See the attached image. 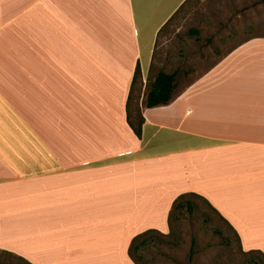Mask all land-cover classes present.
Returning a JSON list of instances; mask_svg holds the SVG:
<instances>
[{
	"label": "crops",
	"instance_id": "1",
	"mask_svg": "<svg viewBox=\"0 0 264 264\" xmlns=\"http://www.w3.org/2000/svg\"><path fill=\"white\" fill-rule=\"evenodd\" d=\"M184 2L0 0L1 252L130 264V241L167 234L173 202L195 194L264 256V38L166 70L156 39ZM137 65L139 137L126 120ZM159 71L175 74L172 100L143 108Z\"/></svg>",
	"mask_w": 264,
	"mask_h": 264
},
{
	"label": "rangeland",
	"instance_id": "2",
	"mask_svg": "<svg viewBox=\"0 0 264 264\" xmlns=\"http://www.w3.org/2000/svg\"><path fill=\"white\" fill-rule=\"evenodd\" d=\"M256 37L264 38V0H188L158 34L154 61H163L166 70L178 65L177 71H198ZM140 92L137 84L132 111L139 108ZM193 200L197 211L177 215L169 238L152 235L139 251L144 264H264L258 255H244L225 223L203 201ZM0 264L24 263L0 253Z\"/></svg>",
	"mask_w": 264,
	"mask_h": 264
},
{
	"label": "trees",
	"instance_id": "3",
	"mask_svg": "<svg viewBox=\"0 0 264 264\" xmlns=\"http://www.w3.org/2000/svg\"><path fill=\"white\" fill-rule=\"evenodd\" d=\"M188 0H186L187 2ZM184 2V4L186 3ZM180 6V8L177 10L175 14L178 13V11L183 7V5ZM174 14V15H175ZM173 17V16H172ZM171 17V18H172ZM171 20V19H170ZM169 20V21H170ZM168 21V22H169ZM167 25V23H166ZM162 29H164L166 27ZM193 34H197L196 31L192 32ZM259 38V37H256ZM253 39V38H251ZM141 84V77H140V71L138 65L136 66L130 86V92L128 96V101H127V106H126V120L134 134L139 137L140 132H141V126L143 124V118L141 115V109L140 108H135L133 111L130 108V103L132 100V95L134 92V89L136 85ZM174 84H175V74H166L162 71H159L152 80L147 81L146 84V89H145V95L143 98V108L149 109V108H154V107H159V106H165L170 103L172 100V94H173V89H174ZM193 199H198L201 200L205 203V205L212 210L220 220H222L225 225L232 231L233 235L235 236L238 245H239V239L236 235V233L232 230V228L225 222V220L208 204L206 200L201 198L200 196H197L195 194H183L180 195L172 204L170 211L168 213V233L167 234H161L156 231H146L140 235L135 236L129 244L128 247V256L129 259L132 261L133 264H144L143 259L141 255L139 254V251L141 249H144L149 242L151 241L152 235H157L161 239H167L171 235V225L172 222L175 218H177L182 211H186L188 214H193L197 211V204L194 202ZM219 235H221V232H217ZM240 248V246H239ZM2 254H6L9 256H12L9 253L6 252H1ZM246 256H251V255H258L263 261H264V256L257 251H251L244 253ZM14 257V256H13ZM18 259V258H17ZM20 260V259H19ZM26 264V263H25Z\"/></svg>",
	"mask_w": 264,
	"mask_h": 264
}]
</instances>
